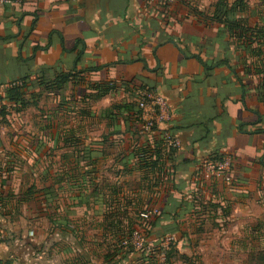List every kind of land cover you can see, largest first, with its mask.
<instances>
[{
	"label": "crops",
	"instance_id": "obj_1",
	"mask_svg": "<svg viewBox=\"0 0 264 264\" xmlns=\"http://www.w3.org/2000/svg\"><path fill=\"white\" fill-rule=\"evenodd\" d=\"M220 1L0 8V86L26 80L25 99L37 96L0 119V264H91L94 254L98 264H122L111 224L173 232L178 259L192 256L190 244L205 249L218 233L264 224V50L213 19ZM245 2L237 18L264 27V0ZM64 74L61 88L41 89ZM145 91L167 99L171 121L159 128L180 142L169 177L134 156L147 139L135 117ZM217 154L231 157V182L202 172Z\"/></svg>",
	"mask_w": 264,
	"mask_h": 264
},
{
	"label": "trees",
	"instance_id": "obj_2",
	"mask_svg": "<svg viewBox=\"0 0 264 264\" xmlns=\"http://www.w3.org/2000/svg\"><path fill=\"white\" fill-rule=\"evenodd\" d=\"M194 2L191 1L189 6L191 9L196 10L197 8L192 5ZM248 10V5L245 0H235L231 5H229L228 0H221L216 7V12L213 17L215 21L223 24L227 30V32L236 37L238 40H244V42H249L251 45L255 46V49L258 51V55H260V50H264V27L255 26L254 28L249 26L247 20L242 18H237L238 13H244ZM255 52V51H254ZM198 61L204 66V69L209 71L213 68V66H208L204 63L199 57ZM219 64H227L225 62H221ZM69 80L68 75H61L59 76L54 82L47 83L46 85L42 82L40 87L42 90H50V89H59L63 84H65ZM5 88L3 90V94L0 95V100L9 104V107L6 105L2 106L0 110V119L5 121L10 115L12 114H20L24 112L30 106H36L37 104V96L32 95L31 99L32 102L27 101L25 99V88L27 87L26 80L16 81L10 84H5ZM264 100V95H263ZM141 112L138 110L135 111V117L138 122V133L140 135H145L147 137L146 142L142 144L140 147H136L134 150V156L139 159V164L142 168L149 169V171L154 172L157 174L158 177H166L170 176V173L165 172V168L167 167V163L169 165V169L171 170V163L174 160V155L177 150H172L169 152H165L162 141L160 139V135L158 134L157 130L154 128L151 132L142 133L141 124L142 121L138 118ZM156 134L158 136H156ZM156 136L155 140L152 139V136ZM143 155L142 158H139L140 155ZM216 156H219L217 154ZM114 213V214H113ZM125 214V213H124ZM122 213L118 214L117 212H112L108 217H116L118 215H124ZM163 214V213H162ZM112 223V222H111ZM111 227L116 228L118 232L122 234V238L119 241V244L122 248H124L121 243L122 241L129 237L133 231L136 229L133 225L127 226H115L110 225ZM148 235L152 233L148 230H145ZM160 235H173V232H164L159 233ZM177 245H173L169 252L166 253V258L171 260L173 256L177 255ZM126 249V248H125ZM128 250V248L126 249ZM252 256V255H251ZM257 256V261L264 263V249L257 252L255 255ZM181 259H185L183 256L180 257Z\"/></svg>",
	"mask_w": 264,
	"mask_h": 264
},
{
	"label": "built area",
	"instance_id": "obj_3",
	"mask_svg": "<svg viewBox=\"0 0 264 264\" xmlns=\"http://www.w3.org/2000/svg\"><path fill=\"white\" fill-rule=\"evenodd\" d=\"M27 1L31 0H0V8H4L7 6L12 5H19L23 4ZM38 1H75V0H38ZM168 2H174L175 0H167ZM5 86H0V95L3 94ZM6 102H3L0 100V110L2 109V106L6 105ZM9 107V104H7ZM137 108L141 112L139 115V119L142 121L141 124V130L142 133L151 132L154 128L157 130L158 134L160 135V139L162 141V145L165 152H169L172 150H178L180 148V142L178 138L169 130V129H160L159 127L163 124H168L170 120V115L168 113L169 111V104L165 97L162 95L156 94L151 91H145L141 92L139 94L138 102H137ZM151 110V114L149 116H145L144 114L148 112V110ZM143 155L141 154L139 158H142ZM167 167L164 169L166 173H171V170L168 168L169 165L167 163ZM232 169V159L230 156H225L222 154H219V156H212L208 159H206L202 165L201 170L205 174L209 175H220L225 174V180L228 182H231L232 178L230 175H228L231 172ZM168 177V176H166ZM2 209L0 204V210ZM147 217L154 218L156 217L159 212L157 209H152L147 212ZM29 236H35V230H31L29 232ZM177 240L176 236L173 235H166L162 239L158 240L155 239V237L148 235L144 229L137 228L133 231V233L125 238L121 245L124 248H133L134 250H141L144 248V245L146 243H152L153 241H156V243L160 244V247L162 249H167L173 244L172 242H175ZM151 245V244H150ZM147 253L153 254L155 250L150 246H145Z\"/></svg>",
	"mask_w": 264,
	"mask_h": 264
},
{
	"label": "rangeland",
	"instance_id": "obj_4",
	"mask_svg": "<svg viewBox=\"0 0 264 264\" xmlns=\"http://www.w3.org/2000/svg\"><path fill=\"white\" fill-rule=\"evenodd\" d=\"M176 1L178 0H175L172 3L174 4ZM154 209H157L159 212L158 208ZM258 222L259 220L253 222V225H246V230H242L241 233L238 232L240 230H237L236 232V229H232V233L230 235L228 233L223 235H220V233H218L215 238H212L211 240H205L203 242L205 249L195 250V248L198 246V242H195L193 247L189 242V248L192 249V256L190 258H185V262H182L184 261L182 259H178L176 255L173 256L171 260H168L166 258V253L169 252V249L175 244L177 245L176 247H178L179 245V239L176 236L177 240L175 242H172L173 244H171V246L167 249H162V247H160V244L156 243V241H153L152 243H146L144 245V248L141 250H134L130 247L128 248V250H126V256L125 258L123 256V261L121 263L137 264L136 261H139L142 258L144 262L141 264H145L146 260H152V262H154L152 264H264L258 262L256 259L257 256H255L258 251L264 249V224L258 225ZM223 228H225L226 230L229 229V227L225 224L223 225ZM250 231L251 234H249ZM150 236H153L158 240L164 237H162V235L160 234H151ZM226 236H228L229 239L225 241L224 238ZM233 236H235V238H232ZM147 245L155 250L153 254L147 253V250L145 248V246ZM235 247H237L238 249H235ZM137 253H140L143 257L135 258L134 256ZM93 256L94 257L92 258V262L90 263H100V256L96 254H94Z\"/></svg>",
	"mask_w": 264,
	"mask_h": 264
}]
</instances>
